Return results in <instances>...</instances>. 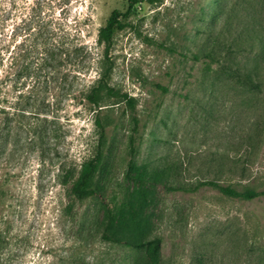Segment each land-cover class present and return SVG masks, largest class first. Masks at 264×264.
Returning <instances> with one entry per match:
<instances>
[{"label":"rangeland","instance_id":"1","mask_svg":"<svg viewBox=\"0 0 264 264\" xmlns=\"http://www.w3.org/2000/svg\"><path fill=\"white\" fill-rule=\"evenodd\" d=\"M114 10L125 26L105 54L99 30ZM261 40L264 0H139L130 10L127 0H0V264H155L146 246L125 242L154 238L160 264H264V196L172 188L210 178L264 188V102L237 80L255 73ZM61 42L68 56L46 67ZM87 51L82 72L66 64ZM206 53L221 64L208 68ZM24 61L32 71L18 80ZM108 64L109 83L133 106L104 92L97 104L82 97ZM68 72L79 77L66 97ZM98 120L101 192L80 200L72 186ZM231 161L249 174L220 173ZM106 204L122 242L102 238Z\"/></svg>","mask_w":264,"mask_h":264},{"label":"trees","instance_id":"2","mask_svg":"<svg viewBox=\"0 0 264 264\" xmlns=\"http://www.w3.org/2000/svg\"><path fill=\"white\" fill-rule=\"evenodd\" d=\"M139 0H127L128 2V10L136 4ZM123 13H120L117 10H114L109 18L107 19L106 23L104 26H102L99 30V37L98 40L100 43L104 45L105 49V54L108 53V49L112 45L113 41V35L116 30L122 28L125 26V24L120 20V16ZM53 46L55 44L53 43ZM261 47L264 49V41L261 40ZM80 49H85L84 46L78 47ZM77 48V49H78ZM58 51V52H57ZM51 49L50 51V59L45 62L46 67H55L56 64L62 63L63 61L59 60L57 61V54L65 56L69 52L67 47L65 46L64 42H61L58 45V50ZM75 51V50H74ZM68 56V55H67ZM191 58L194 61H199L201 58L198 57L196 54L191 53ZM90 59V54L87 51L85 56L82 59L78 60H66V64L70 66H73L74 68H78L77 71L82 72V70L86 67H88V61ZM221 60L218 56L213 55L212 53H206L202 57V63L206 65L208 68L213 63H216V65L221 64ZM260 63H263V65ZM253 66L255 68V73H250V72H245L244 74H241L238 76V82L243 86L248 89L253 90L255 93L258 95H261V100L264 102V58L259 61H255L253 63ZM211 69H209V72ZM32 71V63L30 61H24L21 71L18 72L17 78L20 80V78H26L27 76H30V72ZM110 71H111V65L108 64L105 70L101 73L99 78L97 79V82L95 85H92L90 88L87 90H81L82 97L87 99L89 102L93 104H97L99 100V95L101 92H104L105 94L109 96H115V97H121L127 100L131 106L134 105L132 97H130L127 93L121 92L119 89L114 88L110 83H109V78H110ZM70 73H66L64 76H61L60 81L62 85L64 86V95L66 97L69 96H75L74 93V80L79 77V75H73L71 79H68V75ZM81 74V73H80ZM24 78V80H25ZM56 77L54 75H51V78L49 79V83L46 84V89L49 88V85L53 83L54 87V80ZM27 90L29 92L32 91V86L30 84H27ZM30 104V103H29ZM98 122V127H99V138L96 144V148L94 150L93 155L85 160L82 163L80 173L74 182L72 186V192L74 196L80 200L98 195L101 191L100 188L97 187L94 184V178L96 174L99 171V168L104 160V149H105V129L103 124ZM137 131V119L134 117V126H133V132ZM135 143V134L133 133L130 137V145H131V152L133 153L135 150L134 147ZM237 162L231 161V166L230 168L227 169L226 172L220 170V173H227V175H236L240 174L241 176H247L249 174V170L246 169L245 167H241V169H235L234 167L236 166ZM222 165L224 163L221 162ZM139 185L143 187L145 185V182L143 180H139ZM209 186L212 188L217 189L221 194L231 197V198H238L242 200H253L259 196H264V188L263 189H255V188H237L235 185L232 183H227L223 184L219 182V180L210 178V179H202L197 181L196 183H191L189 185H183V186H178V187H172L176 188L182 191L186 192H195L198 189ZM114 222V209L111 207L109 204H106V224L104 231L102 233V238L111 241V242H122L124 241L117 235H115L113 232H110L109 230L111 229L112 225ZM129 244L135 245L137 247H142L146 246L150 257L155 261V264H160L159 258H160V239L159 238H154L150 240H139V241H125Z\"/></svg>","mask_w":264,"mask_h":264}]
</instances>
